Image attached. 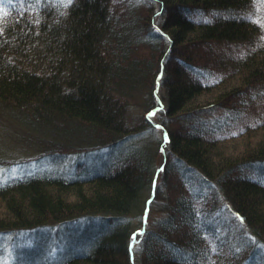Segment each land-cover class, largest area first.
<instances>
[{"label":"trees","instance_id":"trees-1","mask_svg":"<svg viewBox=\"0 0 264 264\" xmlns=\"http://www.w3.org/2000/svg\"><path fill=\"white\" fill-rule=\"evenodd\" d=\"M0 29V143L17 139L5 133L11 123L19 146L45 152L36 161L116 152L86 177L0 182V235L100 218L72 240L76 251L21 264H135L136 243L140 264H230L233 252L203 222L216 199L264 245V175L252 173L264 163V113L239 116L238 129L204 117L264 95V0H0ZM147 94L145 126L135 125ZM151 126L161 131L159 166L129 142ZM161 172L174 198L138 239L127 219L146 184L157 196Z\"/></svg>","mask_w":264,"mask_h":264},{"label":"rangeland","instance_id":"rangeland-1","mask_svg":"<svg viewBox=\"0 0 264 264\" xmlns=\"http://www.w3.org/2000/svg\"><path fill=\"white\" fill-rule=\"evenodd\" d=\"M171 61V60H169ZM165 90L162 88L161 96L164 97ZM252 94V98H245L242 101L241 107L229 111L224 110H212L209 111L206 116V120L211 121L213 124L220 122L222 125L230 126L234 124L239 116H249L254 108L256 112L264 113V95ZM148 95V94H147ZM150 96L139 107H135L132 113V121L135 125L143 124V115L146 108L150 105ZM239 110V111H238ZM165 116L164 112L157 117V120L162 121ZM251 119V118H250ZM167 121V119H164ZM143 121V122H142ZM234 122V123H233ZM241 123L234 124L240 126ZM152 127V126H151ZM221 127V126H219ZM153 130H147L132 139L129 142L135 143L142 147L143 150L149 152L154 157V165L159 166L162 161L163 154L160 150L161 143V131L152 127ZM238 129V128H237ZM18 126L9 124V127L5 129L12 138L16 140L2 139L0 143V182H6L15 177H21L23 174H34L38 172H50L60 175H69L74 177L81 172L78 177H86L96 172H102L108 169L111 163V157L116 152H91L87 154H69L61 157H40V160H34L41 156L45 152H40L41 148L29 146L23 148L19 146L16 141H20L21 137L17 132ZM81 146V145H80ZM79 147V145H78ZM43 148V147H42ZM124 150V149H123ZM106 158H105V157ZM39 159V158H38ZM34 160V161H32ZM174 160H170V165ZM23 162V163H22ZM14 164V165H12ZM19 164V165H18ZM90 166L91 168L85 169L83 166ZM167 165V167H168ZM162 171V169L160 170ZM253 175H264V163L259 165L252 171ZM165 173L161 172L158 184H157V196H152L149 192L148 180L145 185L143 198L139 207L130 214L128 220L130 229L133 230L140 228L135 233L137 238L144 232V230L157 229L158 225L167 217V212L163 211V208L167 203L172 201V197L175 189L168 191L169 182L164 177ZM178 177V176H177ZM172 192V194H171ZM197 193V189L195 190ZM145 200L148 202V206L143 210V203ZM217 204L214 206L212 213H208L205 216L203 222L209 223V227H213L215 233V241L220 246L227 245L233 252L234 262L230 264H264V245L259 243L247 229L246 223L240 221L234 214L231 213L229 205L223 199H216ZM147 205V204H146ZM210 207V206H209ZM209 209L206 211L208 212ZM80 218L76 221L61 224L54 223L48 224L45 227L35 229L29 232H22L19 234H6L0 235V264H21L19 257H23L28 263H35V259L39 262L54 261L70 251H76L71 249L75 245L72 240H77L81 237V232L85 230V234H89L98 230L100 218L92 217L91 219ZM94 226L93 229L88 228ZM138 238V239H139ZM223 248V247H222ZM141 243H136L134 248L135 264L141 262ZM220 249V248H218ZM231 260V259H229Z\"/></svg>","mask_w":264,"mask_h":264},{"label":"snow or ice","instance_id":"snow-or-ice-1","mask_svg":"<svg viewBox=\"0 0 264 264\" xmlns=\"http://www.w3.org/2000/svg\"><path fill=\"white\" fill-rule=\"evenodd\" d=\"M37 3H39V0H37ZM59 3L63 5V7L67 8L71 5L72 0H59ZM2 31V29H0Z\"/></svg>","mask_w":264,"mask_h":264}]
</instances>
